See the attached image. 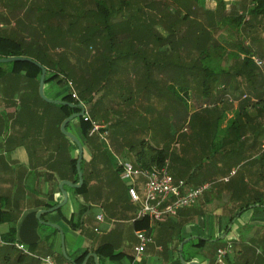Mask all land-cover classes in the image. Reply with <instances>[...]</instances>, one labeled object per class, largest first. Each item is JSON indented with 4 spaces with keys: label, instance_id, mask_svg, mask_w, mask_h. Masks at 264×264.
<instances>
[{
    "label": "crops",
    "instance_id": "0c3cea01",
    "mask_svg": "<svg viewBox=\"0 0 264 264\" xmlns=\"http://www.w3.org/2000/svg\"><path fill=\"white\" fill-rule=\"evenodd\" d=\"M218 1L203 0L201 4L189 1L184 5L179 4L181 11L176 18L197 9L194 6L199 7L205 22L198 23L200 21L198 19L193 23L194 26L196 22L205 26L213 40L224 49L225 53H228H223L226 59L222 67L230 68L235 54H239L241 58L244 57L240 49L241 43L248 45L245 40L233 41L230 38L232 35L225 32L231 9L242 12V0H220L223 5L220 7ZM8 2V0H2L0 3V35L9 32L2 31L5 23H10L9 27L19 29L21 24L17 22V19L27 21L22 15L15 21L8 19L9 15L6 14ZM141 2L139 1L138 4H142ZM168 10L171 13L174 11L170 7ZM188 17L190 18V15ZM137 18L143 22L140 24V29L120 31L116 36L120 43L113 47L78 49L76 53H72L73 55L65 46L61 50L51 51V55L43 51L46 57L51 59L44 58L45 79L50 77L53 69L60 65L61 68L81 71L83 77L98 84H105L107 78V83L115 87L116 93L112 96L120 97L127 94L122 89L129 86L131 95L139 94L135 90L137 86L135 77L131 78V82L129 78L121 82L113 69L117 60L124 59L126 55L147 54L148 63L157 62L159 67H162L160 64L165 62L186 68L187 66L192 68V65L194 68L197 67L198 50L195 47L188 46L187 49L178 43L175 44L171 37L180 38L187 29L186 26L181 28V23H178L170 28L164 23H155V30L163 38L160 44H154L150 38L148 24L151 19L150 14L143 13ZM228 23L235 30V25ZM15 29L11 30L9 35L18 40H39V35L26 34L24 29L21 33H17ZM171 29L174 31L172 35ZM176 29L182 30V34L177 32L178 36H175ZM241 29L242 27L239 26L235 31L239 30L240 33ZM48 36L43 35V38L49 39ZM167 37L174 43L165 41ZM230 46L232 48H229ZM208 51L212 55L220 52L213 45ZM43 53L39 54L37 47L32 49V54L35 56H44ZM24 57L33 59L31 56ZM0 58L3 57L0 56ZM106 70H109L110 78L101 73ZM99 74L102 75L99 76ZM157 78L161 83L162 76L158 75ZM196 79L197 77L193 78V80ZM139 80L144 87L145 81L142 77ZM69 91V82L59 84L57 79L45 80L44 93L48 98L63 99ZM187 93L190 96L188 101L195 99L194 94L201 97L195 87L189 88ZM144 94L146 93H140L141 96ZM38 95V82L34 78L26 75L24 70H17L14 63L7 65L0 62V206L15 217L12 224L15 226V238L18 243L32 247L33 252L39 256H50L56 262H61L64 256L61 252L59 230L40 223L36 214L41 209L53 207L49 204L55 206L61 202L62 194L58 183L61 180L73 182L69 179L71 176L69 160L77 157V147L69 138L63 139L60 136L57 128L58 113L41 101ZM158 96L156 94L154 97L157 99L160 97ZM95 99L96 96L93 97V100ZM169 99V97L167 99L160 97L158 100L162 106H165ZM228 99L233 101L231 97ZM237 103L236 99L233 109L236 108ZM189 105L191 124H189L190 120L187 121L183 117L176 134L173 130L163 131L171 137L173 135V138H169L167 142L158 136L161 132L157 129V125H154L155 131L152 135H155L156 140L153 141L155 145L167 148L168 159L165 166L173 177L186 180L189 186H196L203 181L210 182L212 188L206 190L195 204L179 210L165 221L148 223L149 228L135 226L134 221L137 220L136 212L139 204L130 201L126 183L121 180L114 163H112L114 173L109 167L103 168L102 160L97 158L96 147L93 146L92 151L82 141L79 119L69 123L67 130L74 133L83 146L82 168L84 169L82 171L84 173L82 174L88 181V191L79 193L74 190L77 188L64 186L68 195L67 202L57 210L42 213L40 219L56 224L63 232L65 252L71 259L75 260L84 253L86 256L94 252L98 255L100 264H183L180 256L185 262L214 264L217 248L229 243L231 249L227 255L226 264H264V202L261 201V196L264 194V178L259 170V166L264 168L262 148L264 128L258 137H254L255 134L252 131L256 127L244 125L241 140L230 141L229 137L223 135L226 134L223 131H227L228 121L235 118L237 113H233L231 108L227 110L228 113H222L221 124L216 127L214 121L220 113L203 116L201 113H193L197 110H191V103ZM218 106L223 105L219 103ZM85 108L86 115H92L94 121L97 122L99 119L98 122H104L101 116L92 114L90 105L87 104ZM156 111L158 112L155 107L153 113H157ZM161 111L164 112L163 107ZM139 113H147V111L143 108L139 109ZM183 113H186L184 108ZM249 114L253 116L257 113ZM263 114L255 116L256 122H261ZM184 123L187 125L183 126ZM198 131L206 136L196 141ZM215 132L217 135L213 143L211 136ZM212 151L214 153H211ZM92 153H94L93 156ZM246 159L248 160L245 161ZM252 161L259 163L250 164L249 162ZM60 173L66 174L67 177H60ZM202 176L206 180L202 181ZM117 178L121 183L123 182L122 185ZM87 206L88 212H86ZM93 206L97 207V214L90 229L85 218ZM83 208L85 211L81 215ZM10 224L9 222L1 223L0 232H5ZM40 224L52 228V231H41ZM137 229H144L151 236V241L146 244L139 256L135 254V247L139 244L135 235ZM125 232H130L131 237L130 243L126 245L123 242ZM181 243L183 245L179 251ZM210 244L214 246L211 253L206 249V246ZM38 248L40 252H36ZM109 249H112L114 255L120 254V256L110 257L107 254ZM84 260V264H94L92 256L87 259L84 257Z\"/></svg>",
    "mask_w": 264,
    "mask_h": 264
},
{
    "label": "trees",
    "instance_id": "16d2710c",
    "mask_svg": "<svg viewBox=\"0 0 264 264\" xmlns=\"http://www.w3.org/2000/svg\"><path fill=\"white\" fill-rule=\"evenodd\" d=\"M36 1L37 2L33 1V3L35 4L34 6H37L36 4L41 3L40 0ZM139 1H142V4L139 5ZM189 1L196 4H201L203 2V0H117L116 3L113 0H95V8L90 10H83L81 8V5L76 1L78 4L73 5L77 8L74 10L76 12L74 14L66 13V15L64 13L62 14L61 10L55 11L45 10L44 8H33L31 5H28L27 3L25 4L24 0H10L7 3V8L9 12L17 9H22V15L25 16V19H30L32 21L26 23L25 21H21V19H17V22L21 24L19 29H15L17 33H21L24 29L26 31V34L32 36L42 34L49 35L48 37L53 39V41L64 43L66 49L71 52V55H73L72 53H76L78 49L80 50L96 47H113L114 45L119 44L120 41L118 42L116 39L118 33L126 29H140V24H143V22L139 20L137 16L142 15L143 13H149L151 17L150 22L148 23L150 27L149 31L151 32V41L154 44H160L159 42L163 37H161V35L157 33L154 28V24L158 22L164 23L165 25H169L170 28H172L173 24L182 23L183 25V23L187 21L189 17L188 13H185L183 16H180V18H176L180 14V8L178 5H184L185 3H189ZM173 5L175 7L173 9V13H171V11L168 10V7L172 9ZM218 6H223L222 1H218ZM245 7L247 10L246 13L248 15L253 14L255 16L264 18V0H251L248 5L246 4L245 0H242L241 8L245 9ZM132 15L135 16L132 17ZM243 15V12H239L238 10L232 8L230 11V19L228 18L227 22L233 23L235 25V30H237L244 21ZM50 18H52L53 23L50 21ZM62 22H64V27H62ZM200 25L201 24L196 23V25L194 26V24L189 23V25L186 26L187 29L184 31V34L180 36L179 40L171 36L175 44L178 43L182 46L195 47L198 50L197 67L194 68V66L192 65V68L189 69L187 66V70L185 72L187 76L185 77V79H183L182 89H184V94H186L189 88L195 87L197 89V93L200 94L202 98L203 96L207 98L212 95L213 87L216 86L215 89L217 91H220L221 93H219V95H217L216 98L212 100L211 105L203 107L201 111L210 110L209 113H220L217 119L214 121L215 126L218 127L220 126L222 121V117L220 116L221 113H228L227 110L231 108L230 110H233V113L237 114H235V118L228 121V129L227 131H223V133H226L223 135L229 137L230 141L241 140V137L244 134V125L249 124L251 128L259 127L260 123L256 122L255 116L264 113V97L258 95L257 86L255 85L254 81V69L253 66L249 67V63L251 64V59L246 56L241 58L239 54H235L232 59V61H234V58H236V67L232 72V79L230 83L231 86L233 87L234 84H237V82H235L236 76L240 74L244 76L246 83L251 87L249 88L251 89L249 93L239 94L238 96L234 97L238 100V103L236 108L233 109V107H231V101H229L228 98H224V91L227 85L226 81L229 79V76L231 77V70L229 71V69L223 68L222 66L216 70L212 66H209L207 60L209 59L210 61V57L212 55L208 51L209 47H211L212 45L216 46L218 51L221 49V47L218 45V43H216L215 40H213L212 35L208 30H206L205 26ZM193 28L195 29L192 31ZM11 30L13 31V28L6 31L11 32ZM9 32L5 35H0V56H32V54H30L31 48H24L22 46V43L18 39L9 35ZM173 32V29H171V35ZM172 39L167 37L164 40L172 43ZM240 48L243 47L241 46ZM37 51L39 52V54L43 53V51L39 48H37ZM216 54L218 55V53H214V55ZM40 56L32 57L33 60L36 59L37 62L41 63L42 65H46L44 61L46 55L44 54V56ZM223 57V60L226 59L225 54ZM48 60L51 59L48 58ZM14 65L17 70H24L26 72V75L31 76V78H34L37 82H39L41 71L37 66L25 61L14 62ZM101 73H103L106 77L110 75L109 70H106L104 72L102 71ZM51 74L52 75L45 80L57 79L59 84L69 82L71 89L69 91V94L63 97L64 100L73 103L82 102L83 104H85L84 106L88 104L91 106V112H93L92 114L98 115V113L94 112H96L95 108L99 99L93 100L94 95L92 94L93 92L99 91L100 89H105L107 86H105L104 88V85L106 84H98L93 80H87V78L83 77V73L81 71L79 72L73 69L61 68L60 65L58 67H55ZM101 75L102 74H99V76ZM195 77H197V79L193 80V78ZM80 78L82 79L80 80ZM147 79H149V81H145V93L150 91L147 87H149L150 85L152 86L153 84V78ZM220 85L222 86L220 87ZM171 86V83L167 85L165 92L166 94L169 93L168 90L171 88ZM236 87H239V84H237ZM153 88L154 93H157L160 97L162 94H164L161 92L162 89H158L156 87ZM72 93H75L76 98L72 96ZM115 93L116 91L112 90L111 95ZM105 94L106 93H104L103 96ZM38 97L39 99H41V101H43L45 104L51 107V109L58 113L57 128L59 134L63 139H68L60 131L59 124L65 117L73 112L78 111L79 109H71L66 105L53 104L49 102L46 103V101L43 100L39 95ZM171 102L172 99L170 98L167 101L166 106H168ZM219 103H221L223 106L219 107ZM201 111H196L193 113H201ZM249 113L257 114L250 116ZM78 119L82 130L83 143L86 146H89L92 151L93 146H95L99 151V147H102L99 141V139L101 138L99 132L107 131V128L102 127L98 132L90 134L92 122L98 124L96 121H94V119H92V115L88 116V119L86 120L83 116ZM68 126L69 123L66 125V129ZM140 138L137 140L138 147L134 152L132 162L134 166L144 169H149L152 167L160 169L164 167L168 159L167 148L164 146L159 147L158 145H155L147 137ZM152 138L153 140H156V137L154 135H152ZM93 155L94 153H92V156ZM75 162L76 158H72L69 160L71 170V176L69 177V179H71L73 182H77L78 180L75 169ZM82 163L83 160L81 162V171L82 169H84L82 168ZM113 163L116 166V171L118 172L119 168L116 165L117 161H113ZM82 173L84 172L82 171ZM60 177L65 178L67 176L66 174L60 173ZM174 178L179 179L177 177ZM88 186L89 185L87 179L83 177L82 186L74 190L79 191V193L84 190L88 191ZM49 206L54 205L49 204ZM84 211L85 208H83L81 215L84 213ZM14 219L15 217L12 216L11 213L6 212L0 206V224L3 222L11 223L9 228L5 232H0V264H37L38 260L31 256L29 257V259L25 260V256H27V254H25L15 246V244L18 242L15 238V226L12 224L14 222ZM134 223L137 228H149L148 221L144 218L137 219L134 221ZM29 250L33 252V249L30 246ZM112 252V249H109L107 254L110 257L120 256V254L114 255ZM12 254H16V257L12 258ZM84 257L85 253L75 258L73 262L75 264H81ZM62 259L63 261L65 260L64 257H62Z\"/></svg>",
    "mask_w": 264,
    "mask_h": 264
},
{
    "label": "rangeland",
    "instance_id": "374dc122",
    "mask_svg": "<svg viewBox=\"0 0 264 264\" xmlns=\"http://www.w3.org/2000/svg\"><path fill=\"white\" fill-rule=\"evenodd\" d=\"M10 1V0H9ZM25 4L27 3L28 5H31L33 8H44L45 10H55V11H62V14L66 13L68 14H74L76 11H74L76 6H73L74 4H80L81 8L83 10H90L95 8V0H40V4H36L37 6H34L35 4L33 1L37 2L36 0H24ZM78 3H77V2ZM114 2L117 3V0H113ZM133 1V0H131ZM246 4L247 2L251 0H245ZM0 3H2V0H0ZM248 5V4H247ZM232 6V4H231ZM1 7V6H0ZM174 5L172 10L174 9ZM195 10L190 11L188 15H190V18L185 21L182 25L181 23V28H185V26H188L189 23L193 24L195 21H198V23L204 24L205 22V17L202 14V10L199 7L194 6ZM239 9V8H238ZM181 11V10H180ZM244 15H243V22L241 24V32L239 33L231 27L230 23L227 22V30H225L226 34L232 35L230 36L233 41H237L239 39L241 42L245 40L246 44H242L243 48L241 49V52H243V55L250 58L251 64L249 63V67L253 66L254 69V81L255 85L257 86L258 90V95H261L264 97V18L255 16L253 14H247L246 7L245 9L241 10ZM6 14L9 16L10 21H15L17 17H20L22 15V9H17L12 12H9L7 9ZM24 16V15H22ZM192 19V20H191ZM26 20V19H25ZM50 21L53 23L52 18H50ZM192 21V22H191ZM249 21L247 24L246 22ZM26 22H31L30 19H28ZM197 23V22H196ZM64 22H62V25ZM5 28L2 29L3 32L6 30H10L12 27H9V24L5 23ZM201 26V25H200ZM15 29V27L13 28ZM195 28L192 29V31ZM183 32L182 30L176 29L175 30V36H178V33ZM182 34V33H181ZM184 34V33H183ZM182 34V35H183ZM180 35V34H179ZM177 38V37H176ZM39 40L30 41L28 40H19L22 43V46L24 48H31L30 54H32V49L34 50L35 47L39 48L42 51H45L47 55H51V51L58 49L61 50L64 46V43L61 42H56L51 39V38H43V35H39L38 37ZM178 40L180 38H177ZM50 40V41H49ZM35 42V44H34ZM34 47V48H33ZM227 47V46H226ZM185 48L188 49V46H185ZM229 48H232L231 46ZM220 53L218 55H211V59L207 60L209 63V66H212L214 69H218L219 67L223 66V56L225 53L224 49L221 48ZM226 51V49H225ZM229 51V50H228ZM60 52V51H59ZM228 54V53H225ZM31 56V55H30ZM32 56H35L32 54ZM31 56V57H32ZM177 56V55H176ZM221 56V57H220ZM128 57V58H126ZM148 56L147 54L140 53V55H126L124 59L120 58L117 60L115 65L113 66V69L116 71V76L120 77V81L122 82L126 78H129L131 82V78L136 79V84L135 90H137L138 95H131L129 93L130 86L127 88L122 89L125 91L127 94L124 96L120 97H113L111 95L112 90L115 91V87L112 84L107 83V78L106 82L104 85L107 86L103 90L95 91L93 92L92 95L96 96V99L98 100L96 104L95 110L97 111L98 115L101 116L104 119V122H98L99 119H97V122L100 124H103L102 126L107 128L106 135L104 138H100L99 141L102 145V147H99L98 155L97 158L102 160L103 163V168H110L111 171L113 172V161H121V160H128L130 162H133V157H134V152L138 147V142L137 140L140 137H147L150 139L152 143H154L152 139V134L155 131L154 125H157V129L161 132L158 136L162 138L165 142L168 141L169 138H173L166 133L168 130H173L174 134L177 133L180 121L183 117L187 119V121L190 120L192 121V118L190 119V105L191 103V110H201L203 108V104L205 103L206 106H209L212 104V100L216 98L220 91H217L215 88L216 86L213 87V93L209 97L202 96L200 97L197 94H194L195 99L192 98L189 101L187 100L190 98L189 94L185 93L184 89H182V82L183 79L187 76L185 74L187 68L182 65H175L172 63L165 62L163 64H160L162 67L158 66V63L156 62L155 64H149L147 60ZM255 58H258L262 64L258 65L255 62ZM14 62H7V65L13 64ZM213 63V64H211ZM220 64V65H219ZM236 67V58H234V61H232V67L227 68L229 69L230 75L229 79L226 81V89L224 91V98H229L233 99L231 102V107L234 104V101L236 99L234 97L238 96L239 94H246L251 91L250 86L246 83L244 80V76L242 75H237L235 82L239 84V87L231 86V79H232V72ZM190 69V67L188 66ZM158 75L162 76V83H160L157 78ZM175 76V77H174ZM109 77V76H108ZM140 77H142V80L146 81L149 79L147 78H153V84L152 86L150 85L147 87L150 91L146 92L143 96L140 95V93L145 92V88L142 87L140 84ZM110 78V77H109ZM155 83V85H154ZM171 83V88L168 90V94H166V87L168 84ZM128 84V81H127ZM134 85V86H135ZM132 87V86H131ZM156 87L158 89H162L161 92L164 93L161 95L163 99H167V97L172 99V102L169 103L168 106H162V103L159 102L156 97H154L157 93H154V88ZM162 87V88H160ZM165 87V88H163ZM221 87V85H220ZM71 89V88H70ZM237 90V91H236ZM46 92V91H45ZM108 92V93H107ZM106 93L104 96L103 94ZM234 94V95H233ZM46 95V94H45ZM223 95V96H224ZM93 96V97H94ZM205 101H203V100ZM86 107V106H85ZM158 110L157 113H153L154 110ZM161 107L164 108V112L161 111ZM145 109L147 113H139V109ZM183 108L186 113H183ZM210 110H204L201 111V114L203 116H207L211 113H209ZM222 114V113H221ZM264 115V114H263ZM258 120V119H257ZM264 116L261 119L259 127L255 128L253 131V134H255L254 137H258L260 132L262 131V128H264ZM187 124L184 123L183 126H186ZM163 131H166L163 133ZM217 132V131H216ZM216 132L213 133L212 140L213 143L216 139ZM155 136V135H154ZM206 135L205 134H200V131L197 133V139L198 141L199 138H204ZM141 139V138H140ZM211 147H209L210 149ZM194 154H195V150ZM211 153H214L213 151ZM194 156V155H193ZM242 158V157H241ZM246 159L245 161H247ZM250 164H258L259 162L252 161L249 162ZM259 170L262 173V176L264 178V168H261L259 166ZM114 173V172H113ZM118 179V178H117ZM206 180L204 176H202V181ZM186 181V180H185ZM118 182L120 185H122L121 181L118 179ZM187 183V182H186ZM204 183V181L202 182ZM200 183V184H202ZM211 188H212V183H211ZM262 195V194H261ZM261 201L264 202V194L261 196ZM97 212V207L93 206L91 208V211L87 214L85 222L88 224L89 228L91 229L92 226V221H94V218L96 216ZM89 221V223H88ZM41 231H52V228L40 224L39 226ZM123 242L126 244L130 243V232H125L123 234ZM26 247L29 248V246L25 245ZM214 246L213 245H207L206 249L209 253L213 251ZM36 252H40V249L38 248ZM17 254V253H16ZM16 254H12V258L16 257ZM193 254V253H192ZM30 256H25V260L29 259Z\"/></svg>",
    "mask_w": 264,
    "mask_h": 264
},
{
    "label": "built area",
    "instance_id": "2783aa9c",
    "mask_svg": "<svg viewBox=\"0 0 264 264\" xmlns=\"http://www.w3.org/2000/svg\"><path fill=\"white\" fill-rule=\"evenodd\" d=\"M254 60L258 65L262 64L258 58ZM72 96L76 98L75 93H72ZM205 106L206 104H203V107ZM83 117L85 120L88 119L86 113ZM102 127L92 122L90 134L98 132ZM99 135L104 138L106 131L99 132ZM262 148L264 150V139ZM117 167L119 168L121 180L126 183L127 195L130 201L139 204L136 218H144L149 224L163 222L179 210L195 204L197 199L211 188L210 182L189 186L184 179L174 178L167 171L166 166L160 169L156 167L144 169L134 166L128 160H121L117 162ZM98 218L100 219V217ZM135 235L139 241V244L135 247V254L139 256L146 244L151 241V236L144 229L135 230ZM15 246L25 254L37 259V264H74L67 260L56 262L50 256H39L22 243H16ZM230 249L229 243L217 248L214 264H226Z\"/></svg>",
    "mask_w": 264,
    "mask_h": 264
},
{
    "label": "water",
    "instance_id": "95a60500",
    "mask_svg": "<svg viewBox=\"0 0 264 264\" xmlns=\"http://www.w3.org/2000/svg\"><path fill=\"white\" fill-rule=\"evenodd\" d=\"M17 61L18 62H24V61L25 62H30V63H32L33 65L37 66L40 69L41 73H40L39 82H38V94L43 100H45L46 102H49V103H53V104L66 105V106H68L71 109H79L78 111L73 112L70 115H68L67 117H65L60 123V131L62 132V134L65 135L67 138H69L77 147V157H76V162H75V169H76V173H77V176H78V180H77V182H70L68 180H61L58 183V188H59V190H60V192L62 194L61 202H59L57 205H55L53 207H50L48 209H41L36 214V217L38 218V221L40 223H43L45 225H49V226L59 230L60 238H61V252H62V255L64 256L65 260L74 263L73 259H71L67 255V253L65 252L64 234H63V232L59 229V227L56 224H53V223H50V222H46V221H42L40 219V215L42 213H46V212H51L53 210H57L58 208L62 207L67 202L68 195H67V192H66L64 186H69V187H72V188H80L82 186V184H83V174H82V171H81V161L83 159V146H82L81 141L78 139V137L74 133H72L71 131H68L66 129V125L68 123H70L72 120L78 119V118L84 116V114L86 113V108H85V106H84V104L82 102L73 103V102H69V101L63 100V99L48 98L45 95V93H44V83H45L46 69H45V67L42 64H40L36 60H33L32 58H29V57H24V56H9V57L0 58V62L1 63L17 62ZM88 210H89V207L87 206L86 212H88ZM182 245H183V243L180 244L179 251H181ZM89 256L93 257L94 264H100L99 261H98V255L96 253H94V252L88 253L85 256V259H87ZM180 261L183 264H198V262H195V261L185 262L182 259L181 256H180ZM84 263H85V260L83 261L82 264H84Z\"/></svg>",
    "mask_w": 264,
    "mask_h": 264
}]
</instances>
